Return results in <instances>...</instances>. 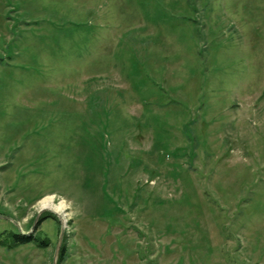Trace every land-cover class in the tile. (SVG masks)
<instances>
[{
	"label": "rangeland",
	"instance_id": "374dc122",
	"mask_svg": "<svg viewBox=\"0 0 264 264\" xmlns=\"http://www.w3.org/2000/svg\"><path fill=\"white\" fill-rule=\"evenodd\" d=\"M8 231L49 242L0 264H264V0H0Z\"/></svg>",
	"mask_w": 264,
	"mask_h": 264
},
{
	"label": "trees",
	"instance_id": "16d2710c",
	"mask_svg": "<svg viewBox=\"0 0 264 264\" xmlns=\"http://www.w3.org/2000/svg\"><path fill=\"white\" fill-rule=\"evenodd\" d=\"M47 216L53 217L54 219H56V215L54 213H49V214L42 213L40 214L38 218V222H40L43 218H46ZM28 242H34L36 245L44 247L47 245L49 240L44 237H40L39 234L38 236L35 234L25 235V234L19 233L18 231L16 232L8 231V232L0 233V245H2L3 247L7 249L15 247L16 245L25 244ZM60 254H61V251L58 255L57 263L59 260H61Z\"/></svg>",
	"mask_w": 264,
	"mask_h": 264
},
{
	"label": "bare ground",
	"instance_id": "6f19581e",
	"mask_svg": "<svg viewBox=\"0 0 264 264\" xmlns=\"http://www.w3.org/2000/svg\"><path fill=\"white\" fill-rule=\"evenodd\" d=\"M62 205H63L62 203H59L57 205H53V197L49 195L47 197H44L40 201L39 207H43V208H47V209H51V210H53L55 208L58 211H60V210H62Z\"/></svg>",
	"mask_w": 264,
	"mask_h": 264
},
{
	"label": "water",
	"instance_id": "95a60500",
	"mask_svg": "<svg viewBox=\"0 0 264 264\" xmlns=\"http://www.w3.org/2000/svg\"><path fill=\"white\" fill-rule=\"evenodd\" d=\"M44 210H46V209H40V210L38 211V214H36V216H35V220H34V222H33V225H32V227H31V230H30V231H32V229H33L35 223L38 221V218H39L40 214H41ZM48 210H49V209H48ZM50 211H52V210H50ZM52 212H54V211H52ZM54 213H56V212H54ZM30 231H28L27 233H23V234L28 235V234L30 233ZM62 233H63V227L61 226V228H60V234H59V242L61 241ZM57 252H58V248H56L55 255H53V256H54V259H53L52 264H56V260H57V256H56V255H57Z\"/></svg>",
	"mask_w": 264,
	"mask_h": 264
}]
</instances>
